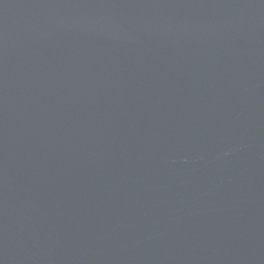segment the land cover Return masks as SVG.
Returning <instances> with one entry per match:
<instances>
[{
  "label": "water",
  "instance_id": "water-1",
  "mask_svg": "<svg viewBox=\"0 0 264 264\" xmlns=\"http://www.w3.org/2000/svg\"><path fill=\"white\" fill-rule=\"evenodd\" d=\"M0 264H264V0H0Z\"/></svg>",
  "mask_w": 264,
  "mask_h": 264
}]
</instances>
